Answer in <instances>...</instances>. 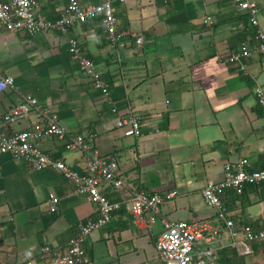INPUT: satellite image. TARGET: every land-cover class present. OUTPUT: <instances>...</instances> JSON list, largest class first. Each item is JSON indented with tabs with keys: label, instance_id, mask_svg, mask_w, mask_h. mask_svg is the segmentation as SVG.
<instances>
[{
	"label": "crops",
	"instance_id": "obj_1",
	"mask_svg": "<svg viewBox=\"0 0 264 264\" xmlns=\"http://www.w3.org/2000/svg\"><path fill=\"white\" fill-rule=\"evenodd\" d=\"M33 1L35 11L49 21L67 6V0ZM254 1L264 33V0ZM78 2L87 6L101 0ZM112 9L121 37L115 45L107 41L100 17L75 24L69 34L94 62L110 101L80 73L64 36L49 31L31 38L0 29V76L14 82L13 89L0 93V134L37 122L35 113L13 124L3 121L21 103L20 95L49 106L71 135L84 137L117 163L124 182L121 190L108 188L104 194L120 207L87 237L88 264H162L155 250L162 221L216 218V209L206 206L200 194L206 183L219 182L229 161L245 158L252 168L264 167V117L253 94L256 87L264 94V54L254 51L256 28L234 0H128L113 3ZM207 17L211 24L204 23ZM243 50L250 55L227 62ZM130 113L140 118L138 138L125 137L115 125ZM64 145V139L50 136L37 143L41 152L83 175L85 153ZM138 190L175 192L153 225L133 223L129 199ZM245 190L246 204L236 201L227 206L228 214L235 223L263 228L264 183ZM50 195L59 199L54 213ZM96 216L88 194L77 192L60 172L34 171L24 160L0 154V264H52L42 247L63 251L78 223ZM212 246L218 262L224 259L222 250L231 248L225 239ZM248 246V255L231 248L237 264H264V241Z\"/></svg>",
	"mask_w": 264,
	"mask_h": 264
},
{
	"label": "built area",
	"instance_id": "obj_2",
	"mask_svg": "<svg viewBox=\"0 0 264 264\" xmlns=\"http://www.w3.org/2000/svg\"><path fill=\"white\" fill-rule=\"evenodd\" d=\"M127 1L101 0L97 5L82 6L78 0H67V6L63 12L54 21H49L35 11L33 0H0V29L11 33L24 32L31 38L49 31H56L60 36H64L69 45L70 56L77 62L80 73L91 81L93 88L99 91L104 99L109 100V90L105 82L100 79V73L96 71L94 62L83 56L76 39L69 34L75 24L100 17L107 41L115 45L121 37L116 30L112 4H124ZM234 1L240 10L248 12L249 22L256 28L257 43L254 51L264 54V33L258 27L257 20L259 6L254 0ZM204 23L211 24V19L207 17ZM142 41L143 37L138 36L136 43L141 44ZM249 55V50H243L240 54L231 55L227 62H238L240 57ZM240 69L244 71L242 66ZM13 87V77L0 76V93L11 90ZM253 94L264 117V94L259 87L253 90ZM20 98L21 103L10 109L3 117V121L13 124L35 113L37 122L24 131L1 133L0 154H8L15 160L22 159L34 171L46 169L58 171L75 185L77 192L88 194V200L97 208L96 218L79 222L75 237L63 251H54L49 245L41 249L42 255H49L52 264H88L89 260L84 249L87 237L108 223L113 212L120 207L119 202H110L103 193L107 188L121 190L124 186L123 180L117 173V163L103 158L85 141L84 137L71 135L61 125L56 113L49 106H39L37 100L31 96L20 95ZM112 111L114 112L115 109L113 108ZM115 125L123 129L125 137L138 138L141 135L140 118L134 114L122 116ZM45 136L64 139V148L67 151L82 150L87 160L84 174L80 175L65 162L41 152L37 143ZM262 183H264V168L253 169L245 158L226 162L222 179L219 182H207L200 191L205 205L216 209V218L200 221H162L163 231L155 243V250L162 264H226L218 262L215 258L216 250L212 244L218 239H225L228 247L236 249L240 255L251 253L248 243L264 241V227L255 229L246 225L237 228L223 207L221 197L230 190L241 195L245 186ZM174 196L175 192L165 195L150 194L144 190L133 192L129 199V212L133 223L153 225L161 212L164 200ZM49 203V211L56 212L58 197L50 195ZM25 264L33 263L29 261Z\"/></svg>",
	"mask_w": 264,
	"mask_h": 264
},
{
	"label": "trees",
	"instance_id": "obj_3",
	"mask_svg": "<svg viewBox=\"0 0 264 264\" xmlns=\"http://www.w3.org/2000/svg\"><path fill=\"white\" fill-rule=\"evenodd\" d=\"M6 134H10V133H6ZM102 157H103V156H102ZM103 158H106V157H103ZM108 159H109V158H108ZM263 168H264V167H263ZM253 169H257V168H253ZM258 169H262V168H258ZM248 186H255V185H247V186H245L241 195H237L235 192H233V191L230 190V191H227V192L225 193V195H223V196L221 197V201H222L223 207L227 210V212H228V210H229V209L227 208V206H229V205H231V204H234V203H235L236 201H238V200L242 201L243 204H246V202H243V199H244V196L246 195V190H245V188L248 187ZM107 191H108V188L105 189L103 193L106 195ZM117 192H118V191H117ZM106 196H107V195H106ZM230 218H231V216H230ZM231 219H232V218H231ZM232 220H233V219H232ZM233 221H234V220H233ZM234 223H235V222H234ZM246 225H248V226H252V227L255 228V229L257 228V227H254L252 224H250V223H246V222H243V221L238 222V223H235V226H236L237 228L242 227V226H246ZM222 252H223V258H224V259H222V258L220 257V259H219L220 262H222V263H226V264H237V262H236V252H235L234 249L227 248V249H223Z\"/></svg>",
	"mask_w": 264,
	"mask_h": 264
},
{
	"label": "rangeland",
	"instance_id": "obj_4",
	"mask_svg": "<svg viewBox=\"0 0 264 264\" xmlns=\"http://www.w3.org/2000/svg\"><path fill=\"white\" fill-rule=\"evenodd\" d=\"M165 201H166V200H164V202H165ZM164 202H163V204H164ZM163 204H162V205H163ZM162 205H161V206H162ZM154 229H156V227H154ZM161 230H162V229H161ZM156 264H159V261H157Z\"/></svg>",
	"mask_w": 264,
	"mask_h": 264
}]
</instances>
